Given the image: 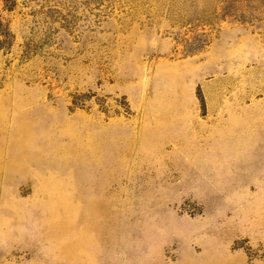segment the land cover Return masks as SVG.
Segmentation results:
<instances>
[{
	"label": "rangeland",
	"instance_id": "obj_1",
	"mask_svg": "<svg viewBox=\"0 0 264 264\" xmlns=\"http://www.w3.org/2000/svg\"><path fill=\"white\" fill-rule=\"evenodd\" d=\"M0 16V264H264V0Z\"/></svg>",
	"mask_w": 264,
	"mask_h": 264
},
{
	"label": "trees",
	"instance_id": "obj_2",
	"mask_svg": "<svg viewBox=\"0 0 264 264\" xmlns=\"http://www.w3.org/2000/svg\"><path fill=\"white\" fill-rule=\"evenodd\" d=\"M12 34L6 23L3 22L0 16V47L8 46L11 43Z\"/></svg>",
	"mask_w": 264,
	"mask_h": 264
}]
</instances>
